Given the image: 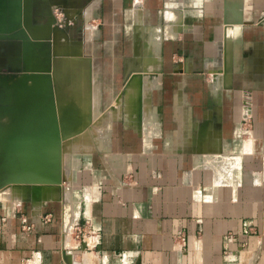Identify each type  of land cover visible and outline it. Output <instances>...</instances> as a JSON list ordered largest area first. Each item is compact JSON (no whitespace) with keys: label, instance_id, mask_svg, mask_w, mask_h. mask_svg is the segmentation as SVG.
Listing matches in <instances>:
<instances>
[{"label":"crops","instance_id":"0c3cea01","mask_svg":"<svg viewBox=\"0 0 264 264\" xmlns=\"http://www.w3.org/2000/svg\"><path fill=\"white\" fill-rule=\"evenodd\" d=\"M29 3L64 9L93 122L62 185L0 196V264H264V0ZM30 53L0 35V112Z\"/></svg>","mask_w":264,"mask_h":264},{"label":"rangeland","instance_id":"374dc122","mask_svg":"<svg viewBox=\"0 0 264 264\" xmlns=\"http://www.w3.org/2000/svg\"><path fill=\"white\" fill-rule=\"evenodd\" d=\"M10 34L24 37L31 53L10 79L20 102L0 112V196L54 191L68 171L72 143L93 122L86 60L55 28L33 24L24 0H0V35Z\"/></svg>","mask_w":264,"mask_h":264},{"label":"built area","instance_id":"2783aa9c","mask_svg":"<svg viewBox=\"0 0 264 264\" xmlns=\"http://www.w3.org/2000/svg\"><path fill=\"white\" fill-rule=\"evenodd\" d=\"M52 16L54 18L55 24L58 26H62L63 24L67 23L66 22V14L64 9L61 6H54L52 9ZM52 214H46L45 220L49 221L51 218ZM31 228V226L29 225H23L22 229L25 231H28ZM75 229L77 231L76 237L79 236V234L82 232L81 231V227L79 226V224H76Z\"/></svg>","mask_w":264,"mask_h":264},{"label":"water","instance_id":"95a60500","mask_svg":"<svg viewBox=\"0 0 264 264\" xmlns=\"http://www.w3.org/2000/svg\"><path fill=\"white\" fill-rule=\"evenodd\" d=\"M24 10L25 12L29 14V18H30L31 4L29 3V0H24ZM45 25H47L49 28H52V29L55 28L56 24H55L53 16L49 19L48 23ZM26 42L30 45L28 41Z\"/></svg>","mask_w":264,"mask_h":264},{"label":"bare ground","instance_id":"6f19581e","mask_svg":"<svg viewBox=\"0 0 264 264\" xmlns=\"http://www.w3.org/2000/svg\"><path fill=\"white\" fill-rule=\"evenodd\" d=\"M135 58H136V57H135ZM66 113H67V112H66ZM66 113H65V114H66ZM65 114H64V116H65ZM68 114H69V113H68ZM69 116H70V115H69ZM67 117H68V116H67ZM74 117H75V116H72V118H70V119H74ZM61 119H62V118H61ZM64 119H65V118H64ZM66 119H67V118H66ZM66 119H65V120H66ZM74 121H75V119H74ZM61 122H62V121H61ZM69 122H70V121H69ZM71 122H73V121H71ZM66 123H67V122H66ZM65 126H66V125H65ZM53 134H54V133H53Z\"/></svg>","mask_w":264,"mask_h":264},{"label":"flooded vegetation","instance_id":"af4514ba","mask_svg":"<svg viewBox=\"0 0 264 264\" xmlns=\"http://www.w3.org/2000/svg\"><path fill=\"white\" fill-rule=\"evenodd\" d=\"M53 9V8H52Z\"/></svg>","mask_w":264,"mask_h":264}]
</instances>
